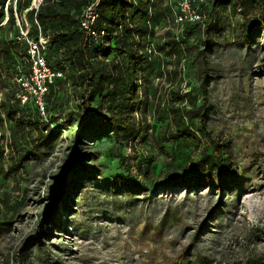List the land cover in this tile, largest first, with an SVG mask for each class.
I'll list each match as a JSON object with an SVG mask.
<instances>
[{
  "label": "rangeland",
  "instance_id": "374dc122",
  "mask_svg": "<svg viewBox=\"0 0 264 264\" xmlns=\"http://www.w3.org/2000/svg\"><path fill=\"white\" fill-rule=\"evenodd\" d=\"M175 1L158 0L162 17L147 40L135 38L151 59L138 70L123 129L84 120L82 101L96 108L110 88L93 93L62 77L46 120L32 101L19 102L15 126L0 106V264H264V36L256 22L264 6L246 12L235 0H206L205 15L214 1L210 26L206 15L182 38ZM84 6L70 12L72 30ZM63 17L50 18L48 30L63 28ZM16 18L36 35L24 12ZM247 20L256 23L246 38ZM16 29L4 24L3 35L16 39ZM167 31L179 52L157 50ZM58 57L49 64L58 67ZM15 61L28 76L27 59L15 53ZM19 83L10 81L16 99ZM37 117L44 127L27 123Z\"/></svg>",
  "mask_w": 264,
  "mask_h": 264
},
{
  "label": "trees",
  "instance_id": "16d2710c",
  "mask_svg": "<svg viewBox=\"0 0 264 264\" xmlns=\"http://www.w3.org/2000/svg\"><path fill=\"white\" fill-rule=\"evenodd\" d=\"M3 1L1 9L4 4ZM46 1L49 3H46ZM157 1L155 0L154 3V0H99L98 5L95 7L96 17L91 25L92 30L99 35L97 37L87 33L80 26L79 19L77 29H71L70 12H79L84 5V8L89 5L91 0H79V2L77 0H42L37 10H34L32 6L33 0L10 1L7 7L8 15L5 24L14 26L16 24V15L21 17L22 12L29 17L34 27V19H36L46 36L48 62L51 63L50 55L55 58L54 62L59 55L58 60L60 61L56 63L59 68L50 64L51 67L60 72L63 70L62 67L68 68L67 73L63 75L62 72L63 82L73 88L85 86L91 89L90 92L98 94H102L104 88H110L105 95H102V102L96 108L90 107L89 99L82 101L85 113L84 120L86 119L87 121L88 116L102 117L111 123L114 130L117 129V126L123 129L132 117L131 114L127 115L124 110L128 108L137 94L138 70H142V65L151 59L144 51L134 46L135 38L147 40L148 35L152 33L153 21L157 17H162L163 10L158 8ZM214 1L215 3L229 4L233 0ZM214 1L210 2L211 5L208 7L207 19L205 18V23L203 24L204 28H208L212 22ZM234 3L238 5L239 9L246 12L256 6L261 8L264 6V0H235ZM205 6L207 7V5ZM150 8L152 9L151 13H149ZM1 14L2 12L0 11V22L2 20ZM57 15L64 16L62 21L63 28L50 32L48 30L50 26L47 22L50 18H54ZM256 22L261 26L264 36V20ZM256 22L247 20L242 24V30H244L246 38L250 33V28ZM200 23L199 21L196 23H183L182 32L184 33L182 38L188 35L189 28H200ZM29 25L32 28V24L29 23ZM3 26L4 24L0 26V89L3 91L0 106L5 119L13 121V124L18 126L21 124L18 119L19 100L15 98V86L13 87L10 81L17 76L15 53L27 58L26 44L19 39L5 37L3 35ZM203 27L201 29H204ZM101 31L104 33L100 35ZM16 32H18L17 29ZM171 34L173 35V33L167 31L165 37L157 39L155 42L157 50L163 52L166 48H169L171 51L179 52V43L175 35L172 36ZM55 45L59 48V53L57 49H54ZM72 45H75V47L73 48ZM98 51H101L102 54L100 60L95 55ZM112 53H114L113 57H111ZM59 78H55L54 81ZM200 81V89L204 95L205 77L203 76ZM53 84L49 86L45 95L47 107ZM172 96L177 102L183 100L180 95L175 93ZM118 106L122 107L118 108ZM103 109L108 112L107 116L104 115ZM116 109H119V112ZM200 109H204L202 105L199 106ZM35 110L39 113L36 106ZM36 119L38 121L28 118L27 123L34 125L36 128H39L41 123V126H45V122L39 117ZM179 134L183 138L191 136V133L187 132ZM17 158L15 157L16 161L18 160ZM217 166L212 164L210 167L215 169ZM225 166L229 167V163L222 159L220 167ZM11 167L13 168V166ZM199 179L193 177L191 180L193 183H198ZM252 264L259 263L254 260Z\"/></svg>",
  "mask_w": 264,
  "mask_h": 264
},
{
  "label": "built area",
  "instance_id": "2783aa9c",
  "mask_svg": "<svg viewBox=\"0 0 264 264\" xmlns=\"http://www.w3.org/2000/svg\"><path fill=\"white\" fill-rule=\"evenodd\" d=\"M10 1L11 0H7L5 2V11H7ZM41 1L42 0L36 1V4L33 5L34 10L38 9ZM98 3L99 0H91L90 4L84 8L79 17L80 26L94 37L99 36L91 28L96 17L95 7ZM206 3V0H176L172 25L179 27L185 22L196 23L197 21H203L206 17L204 11ZM151 12L152 9L150 8L149 13ZM7 15L8 14H6V17L0 22V26L5 24ZM16 22L18 26L16 39L24 40L26 43V59L29 70L28 76H25L21 68L17 69L19 73L16 79L20 81L19 84L22 86V91L18 94V100L22 104L32 101L39 113L43 115V120H46L47 104L45 102V95L49 86L54 83L55 78L62 77L63 75L62 72L54 70L48 62L46 36L42 32L37 20L34 19L36 26V35L34 37L30 36V25L26 20L19 21L18 18H16ZM103 33L104 32L101 31L100 35Z\"/></svg>",
  "mask_w": 264,
  "mask_h": 264
},
{
  "label": "crops",
  "instance_id": "0c3cea01",
  "mask_svg": "<svg viewBox=\"0 0 264 264\" xmlns=\"http://www.w3.org/2000/svg\"><path fill=\"white\" fill-rule=\"evenodd\" d=\"M46 3H49V2L46 1Z\"/></svg>",
  "mask_w": 264,
  "mask_h": 264
},
{
  "label": "bare ground",
  "instance_id": "6f19581e",
  "mask_svg": "<svg viewBox=\"0 0 264 264\" xmlns=\"http://www.w3.org/2000/svg\"><path fill=\"white\" fill-rule=\"evenodd\" d=\"M37 1V0H36Z\"/></svg>",
  "mask_w": 264,
  "mask_h": 264
}]
</instances>
